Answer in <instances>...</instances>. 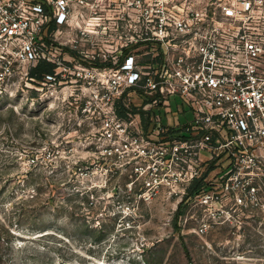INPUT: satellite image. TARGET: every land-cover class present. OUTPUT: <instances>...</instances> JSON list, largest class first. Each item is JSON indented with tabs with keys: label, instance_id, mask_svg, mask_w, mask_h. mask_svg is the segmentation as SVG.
<instances>
[{
	"label": "built area",
	"instance_id": "obj_1",
	"mask_svg": "<svg viewBox=\"0 0 264 264\" xmlns=\"http://www.w3.org/2000/svg\"><path fill=\"white\" fill-rule=\"evenodd\" d=\"M40 61L140 199L187 201L202 178L196 203L264 210V0H0V82Z\"/></svg>",
	"mask_w": 264,
	"mask_h": 264
},
{
	"label": "rangeland",
	"instance_id": "obj_2",
	"mask_svg": "<svg viewBox=\"0 0 264 264\" xmlns=\"http://www.w3.org/2000/svg\"><path fill=\"white\" fill-rule=\"evenodd\" d=\"M33 67L0 82V264H264L263 209L165 189L140 199L95 150L101 120L85 100ZM205 170L214 177L216 159Z\"/></svg>",
	"mask_w": 264,
	"mask_h": 264
},
{
	"label": "trees",
	"instance_id": "obj_3",
	"mask_svg": "<svg viewBox=\"0 0 264 264\" xmlns=\"http://www.w3.org/2000/svg\"><path fill=\"white\" fill-rule=\"evenodd\" d=\"M54 72V64L47 62V61H40L35 67H33L30 71V76L39 80H42L47 73ZM121 114H124L123 111L120 112ZM203 185L202 178H198L194 181L192 184L189 193L186 195V198L189 196L194 195L197 191L200 190V188ZM182 212L181 204L178 208L177 215H179Z\"/></svg>",
	"mask_w": 264,
	"mask_h": 264
}]
</instances>
